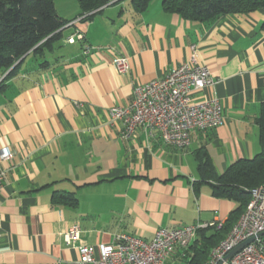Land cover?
<instances>
[{
	"label": "crops",
	"instance_id": "crops-1",
	"mask_svg": "<svg viewBox=\"0 0 264 264\" xmlns=\"http://www.w3.org/2000/svg\"><path fill=\"white\" fill-rule=\"evenodd\" d=\"M57 11L69 19L80 7ZM77 31L84 38L68 42ZM194 49L214 79L194 100L218 98L224 124L194 130L188 149L142 127L124 137L109 110L128 106L138 85L164 77ZM117 55L128 58L127 72L116 69ZM46 60L28 55L0 88V149L14 151L1 162L0 264H73L79 252L65 233L74 225L77 245L99 246L118 233L151 240L160 228L228 218L238 203L213 194L199 156L207 152L221 175L261 150L264 7L200 22L166 12L161 0L143 11L112 0L66 27ZM65 194L76 203L58 197ZM188 247L164 264H188Z\"/></svg>",
	"mask_w": 264,
	"mask_h": 264
},
{
	"label": "built area",
	"instance_id": "built-area-1",
	"mask_svg": "<svg viewBox=\"0 0 264 264\" xmlns=\"http://www.w3.org/2000/svg\"><path fill=\"white\" fill-rule=\"evenodd\" d=\"M81 18L72 21L73 25ZM83 39L77 31L67 41ZM85 46V52L91 50ZM116 69L123 73L129 70L126 56L117 55ZM214 79L210 69L197 60L196 49L189 60L177 65L167 75L138 85L128 106H114L110 111L112 123H124L123 135L131 137L138 127L146 134L160 133L166 143L180 149H188L194 130L207 131L225 122L223 105L218 98L195 101V93L211 86ZM14 156L10 147L0 149V189L4 183L1 162ZM251 199L227 236L215 246L206 264H264V182L250 189ZM224 221L188 224L168 229L160 228L151 240L118 233L110 243L99 246L78 244L80 228L70 227L65 233L67 245L77 247L79 257L73 264H164L178 248L188 247L199 229L217 225ZM254 238L230 258L227 255L238 245Z\"/></svg>",
	"mask_w": 264,
	"mask_h": 264
},
{
	"label": "trees",
	"instance_id": "trees-1",
	"mask_svg": "<svg viewBox=\"0 0 264 264\" xmlns=\"http://www.w3.org/2000/svg\"><path fill=\"white\" fill-rule=\"evenodd\" d=\"M112 0H78L80 12L73 19L62 17L55 0H0V88L5 80L14 76L27 56L32 54L46 65V54L55 49L67 24L77 19L86 21L97 10ZM152 0H132L136 11L145 10ZM166 12L200 22H213L224 14L249 13L264 7V0H161ZM22 57L21 63L16 64ZM1 78V77H0ZM261 150L252 158L235 161L221 175H217L207 152L199 156L202 179L212 186L218 197L235 200L232 210L222 226L199 229L195 241L185 250L188 264H206L211 250L231 231L250 199V189L264 182V103L257 117ZM76 203L71 195H58Z\"/></svg>",
	"mask_w": 264,
	"mask_h": 264
},
{
	"label": "rangeland",
	"instance_id": "rangeland-1",
	"mask_svg": "<svg viewBox=\"0 0 264 264\" xmlns=\"http://www.w3.org/2000/svg\"><path fill=\"white\" fill-rule=\"evenodd\" d=\"M55 2H57L56 7L59 10H66L68 12H70L71 10H76L79 8V3L78 0H55ZM75 13H72V15H69V19L74 18ZM71 23V22H70ZM70 23L67 24V27H69ZM69 30V29H66ZM5 76V74L3 75L2 73H0V80Z\"/></svg>",
	"mask_w": 264,
	"mask_h": 264
},
{
	"label": "water",
	"instance_id": "water-1",
	"mask_svg": "<svg viewBox=\"0 0 264 264\" xmlns=\"http://www.w3.org/2000/svg\"><path fill=\"white\" fill-rule=\"evenodd\" d=\"M24 57H22L16 64H19L22 62ZM264 232L260 235H263ZM254 238H250L248 240H246L245 242L241 243L240 245H238L236 248H234L228 255H227V259L230 258L234 253H236L237 251H239L243 246H245L246 244H248L249 242H251Z\"/></svg>",
	"mask_w": 264,
	"mask_h": 264
}]
</instances>
